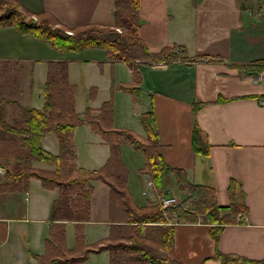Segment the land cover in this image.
<instances>
[{
	"label": "crops",
	"instance_id": "crops-1",
	"mask_svg": "<svg viewBox=\"0 0 264 264\" xmlns=\"http://www.w3.org/2000/svg\"><path fill=\"white\" fill-rule=\"evenodd\" d=\"M14 1L32 14L51 17L52 23L67 28L113 25L116 21V0ZM7 27L12 26H0V29ZM138 33L151 52L158 53L167 45L178 44L188 56H192L185 60L184 66L193 70L190 91H194V95L183 97L157 89L151 91L150 102L165 160L173 167L185 168L192 180L214 186L217 200L222 205L223 221H210L205 215L192 222L178 218L173 224L171 257L178 264H259L264 260V4L246 0H140ZM1 34L0 31V39L4 41ZM21 41L26 40L21 39L17 44L20 45ZM21 48H25L24 45ZM32 52L37 51L33 48ZM49 59L50 56L34 58L25 55L24 50L11 59L0 56V137L7 135L3 123H12L25 106L32 105L12 96L5 80L9 77L14 84L17 72L26 73L24 66L20 65L21 60L31 61L26 83L33 77V86L28 85L31 92H34L35 85L42 89L48 69L44 79L40 74L37 77L34 62ZM133 64L138 67L135 62ZM169 65L157 62L152 66L169 70ZM141 71L137 84L142 94L146 88L143 85L145 73ZM70 80L74 82L71 77ZM24 84L19 86L21 93L26 88ZM201 101L203 106L196 110L194 104ZM82 125L87 126L83 138L79 127L74 130L77 163L90 169L100 168L109 157L111 146L90 124ZM197 126L210 144L208 153L194 148L193 134ZM134 131L142 136L147 133L144 125ZM52 133L44 136L43 145L58 152L59 140H55ZM129 144L126 139L122 140L128 188L135 202L146 206L164 195L160 196L150 174L142 171L146 160L138 165L137 186L132 182L133 165L126 154ZM133 152L143 157V150L133 146ZM37 165L49 166L43 162ZM32 179L40 180L37 177ZM164 180L166 191L176 195L177 192H187L178 189L173 172L168 171ZM23 192L0 191V222L7 225L6 236L0 240V264H6L7 245L12 248L19 245L21 264L25 258H34L26 247L25 251L22 249L20 239V233L28 229L21 222L29 219L24 215L30 197L25 195L24 200ZM71 222L67 221L74 223ZM99 223L106 224L108 230L95 240L106 237L110 231V187L104 182L95 185L91 219L85 223L89 242L91 226Z\"/></svg>",
	"mask_w": 264,
	"mask_h": 264
},
{
	"label": "trees",
	"instance_id": "trees-1",
	"mask_svg": "<svg viewBox=\"0 0 264 264\" xmlns=\"http://www.w3.org/2000/svg\"><path fill=\"white\" fill-rule=\"evenodd\" d=\"M246 1L264 4V0ZM5 3L11 5L8 0ZM139 6L140 0H116V21L113 25L71 27L69 29L76 30L73 34L63 32L66 31L64 28L67 29L65 25H61L63 31L53 30L36 20L24 19L12 10L0 14V26L15 25L25 33L31 32L50 41L59 49L76 50L87 45H103L112 60L123 59L130 64L134 63L135 58L177 60L180 53L186 60L187 53L182 45H167L158 53L149 50L138 33ZM45 33L53 35L56 40L44 37ZM49 64L43 106H25L12 123H3L7 135L0 137V167L5 169L4 173L0 171V191L27 190L33 177L40 178L45 186L58 189V196L50 210L51 229L46 239V251L43 254L34 253L38 264H89L90 253L103 250H109L110 264H131L137 261L178 264L170 255L175 228L168 223L161 203L155 201L140 206L128 188V170L121 152L122 136L135 148L144 151L146 166L142 171L150 174L161 193L168 171L173 172L177 186L187 190L188 197L184 205L169 209V212H177L179 219L199 221L200 216L205 215L210 221H223L220 214L222 205L217 200L215 187L192 180L185 168L173 167L165 160L163 143L155 126L153 106L143 113V124L147 132L145 136L130 128L114 125V104L110 99L103 101L98 108L89 105L81 114L76 108L77 87L70 80L68 62L58 59L50 60ZM124 87L141 94L138 84ZM203 104V101L197 102L194 108L198 110ZM83 123L90 124L94 131L100 132L111 146V156L100 168L90 169L77 163L74 130ZM48 132L56 133L60 145L58 152L43 145V138ZM193 145L197 151H210V144L205 141L198 126L194 130ZM39 162L49 166H38ZM108 169H113L111 174L117 177L116 182L103 176V171ZM100 181L110 184L112 195L121 197L131 231L123 229L122 223L115 222V203L112 202L113 222L110 224V232L108 236L97 240L100 246L95 248L91 246L97 241L91 243L86 240L85 223L91 219L92 196L96 183ZM67 221L75 222L76 243L72 247L67 245ZM6 231V223L0 222V240L6 236ZM105 239H108V243H103Z\"/></svg>",
	"mask_w": 264,
	"mask_h": 264
},
{
	"label": "rangeland",
	"instance_id": "rangeland-1",
	"mask_svg": "<svg viewBox=\"0 0 264 264\" xmlns=\"http://www.w3.org/2000/svg\"><path fill=\"white\" fill-rule=\"evenodd\" d=\"M5 1L7 0H3V2L0 3V14H4L9 10L16 11L17 15L24 17V19L36 20V22H41L43 23V25L50 27V29L63 31V26H61V24L52 23L53 18L49 17L46 19L43 16L37 14L34 15L30 11L25 10L21 6H19L17 3H15L14 0H8V3H11V5L7 6V2L5 3ZM11 26L12 27L0 29L2 33L1 35L2 37H4V41L0 39V56L6 59H11L23 50L25 52V55H31V57L33 56L34 58L35 56L39 55L50 56L49 60L34 62L36 65V76L39 77L40 74V78L42 79H44L46 76V68L49 70L50 60H66L69 64L70 77L76 83V106L81 114L86 111L89 105H95L96 107H98L101 105L103 100L110 99L114 104V125L116 127H126L132 130H139L144 125V111L150 109L152 106V103L150 102V99L152 97L151 91L162 89L177 96L189 97L194 95V91H192V93L190 91V85L191 83H193V70L188 69L184 66L186 65V62L185 59H183L184 55L182 53L179 54V59L169 60V70H162L160 68L158 69L153 67L152 65L154 61H160L158 59L148 60L144 58L143 62H140V60L134 61L138 66V68H136L134 64H130L126 61L111 60L109 58L110 56L107 49L103 45H87L81 49L76 50L59 49L48 40L37 37L31 32L25 33L15 25L11 24ZM64 29L66 31L63 32L69 34H73V32L76 31L69 28ZM44 35V37L56 40V37H53V35H47L46 33ZM21 39H24L26 41H21L20 45H18L17 41H20ZM23 45L25 48H21ZM165 47L167 48L168 46ZM33 48H35L37 51L35 52V54L32 52ZM27 49H30V51H28ZM187 57L190 58L192 56L187 55ZM31 63V61L28 62L21 60L20 65L24 66V68L26 69V73L23 75V73L17 72V81H15L14 84L11 83L9 77L5 80L4 83L7 90H11L12 96H15L20 101L22 100L25 103L32 104V106L42 107L45 101L44 87L47 79L45 80L42 89L39 85H35L34 92L32 93V90L28 87V85L30 84V87L33 86V77L32 79L30 78L29 82L26 83L27 70L28 67L30 68ZM171 65H174V67H172ZM172 68H174L175 71H173ZM139 69L145 73L143 85L146 88V90H144V92H142V94L140 95L136 94L129 88L126 89L124 87L125 85H137V81L139 80ZM182 77L186 79H183ZM22 83H25L24 86L26 87L24 88L23 93L18 90L19 86L22 85ZM148 88H151L152 90L149 91L147 90ZM76 127H79L81 129L80 133L82 134L81 137L83 138L86 134L87 126L80 124ZM51 136L58 141V138H56V135H54V133H52ZM121 139H125L124 136H122ZM126 154L131 158V164L133 165V167H131V175L134 177L132 179V182H135L137 186L136 178L138 177V165L141 164V161L146 160L145 153L143 151V157L141 158V155L139 153L134 154L133 146L129 144V146H127ZM110 156L111 150L109 157L107 158L105 163L108 162ZM112 170L113 169L104 170L103 176L106 179H109V181L111 182H116V180L118 179L117 177L113 176L114 173L111 174ZM40 180L32 179L29 188L27 190H23L24 192L22 193L24 196V200L26 199L25 195H28L30 197V200L28 201V211L24 215L29 219L27 221L21 222V224L28 227V229L20 233V239L23 246L22 249L25 251L26 247L28 253L34 257L25 258L24 264H38V260L34 256V253H45L46 239L49 237L51 229V224H49V222L51 223V221H49L51 205L56 196H58L57 188H54L52 186H45L43 182L41 184ZM100 182L108 184L105 181ZM108 186L110 187L111 212L113 208L112 202L113 204L115 203V222L122 223V225H124L123 229H125L126 231H131V224L128 223V220L126 218L127 214L125 212L124 206L121 203V197H115V195H112L110 184H108ZM178 189L180 188L178 187ZM180 190L184 191L182 189ZM185 193L187 194L188 192H177L180 198L184 197ZM73 222L74 221H72L71 223ZM112 222L113 221L111 220V223ZM66 229L67 245L69 247H72L76 243L75 222L73 224L67 223ZM107 230L108 227L104 223L92 225L91 232L89 234L91 243L97 241L98 239H95L101 234L106 233ZM16 235L17 233L15 232L13 234L14 238L16 237ZM28 239L29 244H27ZM87 241L89 242V240ZM103 243H108V239H105ZM99 246L100 244L97 241L95 244L93 243V246L91 247L98 248ZM5 250L7 251L6 264H21L19 260L21 255V249L19 245L16 248H12L10 247V245H7ZM88 262L89 264H110L109 250L91 252L88 258ZM151 263L152 262L150 261L142 263L140 261L131 262V264Z\"/></svg>",
	"mask_w": 264,
	"mask_h": 264
},
{
	"label": "built area",
	"instance_id": "built-area-1",
	"mask_svg": "<svg viewBox=\"0 0 264 264\" xmlns=\"http://www.w3.org/2000/svg\"><path fill=\"white\" fill-rule=\"evenodd\" d=\"M165 63H166V61H162L161 63L159 62V65L160 64L164 65ZM263 73H264V70H263ZM184 202H185L184 199L179 198L175 194H169V195L163 196V199H162L163 210H164V214L167 216V221L169 224H174V223L178 222V215H177V212H175V211L169 213V211L167 210L166 207L184 205ZM185 208L190 209L189 207H186V206H185ZM200 218H201V216H200Z\"/></svg>",
	"mask_w": 264,
	"mask_h": 264
}]
</instances>
